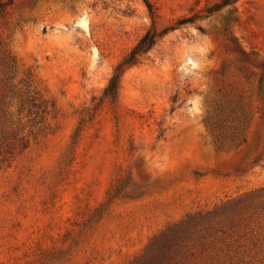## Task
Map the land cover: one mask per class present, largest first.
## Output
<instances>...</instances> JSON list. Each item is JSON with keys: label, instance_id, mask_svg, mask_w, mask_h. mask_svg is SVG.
Wrapping results in <instances>:
<instances>
[{"label": "rangeland", "instance_id": "374dc122", "mask_svg": "<svg viewBox=\"0 0 264 264\" xmlns=\"http://www.w3.org/2000/svg\"><path fill=\"white\" fill-rule=\"evenodd\" d=\"M179 227L171 264H264V0H0V264H134Z\"/></svg>", "mask_w": 264, "mask_h": 264}, {"label": "trees", "instance_id": "16d2710c", "mask_svg": "<svg viewBox=\"0 0 264 264\" xmlns=\"http://www.w3.org/2000/svg\"><path fill=\"white\" fill-rule=\"evenodd\" d=\"M150 8V7H149ZM162 34L157 33L154 29L147 31L139 40L136 46L122 59V61L114 69L112 77L109 80L107 87L104 90V97L112 101L116 100L119 91L121 78L124 72L137 65L139 61L147 55L157 44ZM181 228H176L164 237L148 252L139 258L134 264H171V257L168 252L173 245L178 242V235Z\"/></svg>", "mask_w": 264, "mask_h": 264}]
</instances>
